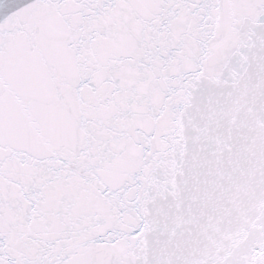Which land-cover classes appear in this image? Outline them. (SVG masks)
<instances>
[{
    "label": "snow or ice",
    "instance_id": "1",
    "mask_svg": "<svg viewBox=\"0 0 264 264\" xmlns=\"http://www.w3.org/2000/svg\"><path fill=\"white\" fill-rule=\"evenodd\" d=\"M0 264H264V0H0Z\"/></svg>",
    "mask_w": 264,
    "mask_h": 264
}]
</instances>
